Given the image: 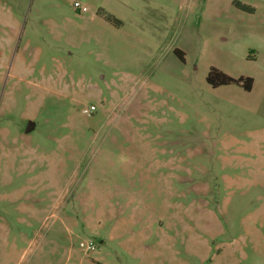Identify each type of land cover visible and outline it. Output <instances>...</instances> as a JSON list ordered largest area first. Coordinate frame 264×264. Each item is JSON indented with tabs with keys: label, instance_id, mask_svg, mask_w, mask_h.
Here are the masks:
<instances>
[{
	"label": "rangeland",
	"instance_id": "374dc122",
	"mask_svg": "<svg viewBox=\"0 0 264 264\" xmlns=\"http://www.w3.org/2000/svg\"><path fill=\"white\" fill-rule=\"evenodd\" d=\"M0 264H264V0H0Z\"/></svg>",
	"mask_w": 264,
	"mask_h": 264
},
{
	"label": "trees",
	"instance_id": "16d2710c",
	"mask_svg": "<svg viewBox=\"0 0 264 264\" xmlns=\"http://www.w3.org/2000/svg\"><path fill=\"white\" fill-rule=\"evenodd\" d=\"M175 54L180 60H184V53L181 50H175ZM207 82L213 88L236 84L242 86L243 89L248 92L252 90L254 84V80L252 78L234 79L216 68H212L209 72Z\"/></svg>",
	"mask_w": 264,
	"mask_h": 264
},
{
	"label": "built area",
	"instance_id": "2783aa9c",
	"mask_svg": "<svg viewBox=\"0 0 264 264\" xmlns=\"http://www.w3.org/2000/svg\"><path fill=\"white\" fill-rule=\"evenodd\" d=\"M81 7H82V6H81L80 3H75V8H81ZM83 11H86V9H83ZM95 110H96V108H95L94 106H92L90 109H86V110H84V113L90 115V114L94 113ZM87 249L90 251V250H94L95 248H94V245L91 243V244L87 247Z\"/></svg>",
	"mask_w": 264,
	"mask_h": 264
},
{
	"label": "flooded vegetation",
	"instance_id": "af4514ba",
	"mask_svg": "<svg viewBox=\"0 0 264 264\" xmlns=\"http://www.w3.org/2000/svg\"><path fill=\"white\" fill-rule=\"evenodd\" d=\"M183 63H185L186 62V60H185V58H184V60H181Z\"/></svg>",
	"mask_w": 264,
	"mask_h": 264
},
{
	"label": "water",
	"instance_id": "95a60500",
	"mask_svg": "<svg viewBox=\"0 0 264 264\" xmlns=\"http://www.w3.org/2000/svg\"><path fill=\"white\" fill-rule=\"evenodd\" d=\"M30 126H31V124H29V128H28V131H30L31 129H30Z\"/></svg>",
	"mask_w": 264,
	"mask_h": 264
}]
</instances>
